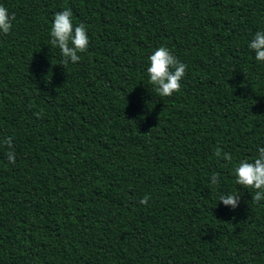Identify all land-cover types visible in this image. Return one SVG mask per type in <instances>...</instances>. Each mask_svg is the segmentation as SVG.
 <instances>
[{
	"label": "trees",
	"instance_id": "1",
	"mask_svg": "<svg viewBox=\"0 0 264 264\" xmlns=\"http://www.w3.org/2000/svg\"><path fill=\"white\" fill-rule=\"evenodd\" d=\"M0 4L14 16L0 36V137L16 152L12 165L0 147V264H264V201L232 173L264 145V65L247 48L264 0ZM66 7L90 42L60 65L48 40ZM159 46L187 66L172 97L147 80ZM223 192L242 194L234 211Z\"/></svg>",
	"mask_w": 264,
	"mask_h": 264
},
{
	"label": "clouds",
	"instance_id": "2",
	"mask_svg": "<svg viewBox=\"0 0 264 264\" xmlns=\"http://www.w3.org/2000/svg\"><path fill=\"white\" fill-rule=\"evenodd\" d=\"M14 16L8 8L0 4V36L10 34L13 28ZM89 29L83 23H74L73 12L70 8H64L55 13L49 32L48 44L58 50V64H77L81 60V53L89 47ZM247 48L253 54L258 65H264V30L256 31L247 42ZM186 64L166 46L155 48L147 57L146 76L152 91L158 97L167 98L178 94L182 87V80L186 74ZM0 147L7 148V161L14 165L16 152L13 138L10 136L0 137ZM216 156L222 157L224 161L233 164L234 157L231 153L216 149ZM234 182L240 189L252 193L254 202L264 201V145H257L256 155L249 158L235 160L232 167ZM209 184L217 186L220 184V174L213 172L209 177ZM242 194L223 192L218 196V204L229 210H235L241 200ZM149 197L144 196L139 203L149 206ZM217 204V205H218Z\"/></svg>",
	"mask_w": 264,
	"mask_h": 264
}]
</instances>
